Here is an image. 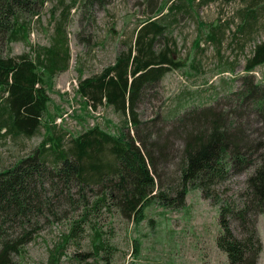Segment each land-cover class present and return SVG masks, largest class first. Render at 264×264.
I'll list each match as a JSON object with an SVG mask.
<instances>
[{"label": "trees", "instance_id": "obj_1", "mask_svg": "<svg viewBox=\"0 0 264 264\" xmlns=\"http://www.w3.org/2000/svg\"><path fill=\"white\" fill-rule=\"evenodd\" d=\"M48 1L0 0V140L30 139L41 134L31 155L0 172V264H22L24 248L39 228L37 224L31 225L30 217L40 212L36 186L46 175L67 188L76 186L84 191L98 187L101 197L92 204V211L110 201L133 223L143 220V210L150 202L165 209L181 208L187 191L199 190L204 200L219 208L220 234L216 246L226 255L228 264H258L262 243L256 217L264 215V163L256 165L252 158L254 149L264 148V141L253 147L234 122L210 107L176 112L173 119L178 126L174 130L184 134L178 179L161 188L155 155L164 156L166 142L159 146L147 145L139 136L133 140L128 126L139 125L137 106L144 96L143 90L169 71L194 67L199 62L197 55L205 51L201 44L212 46L221 54L229 25L201 21L196 12L208 4L244 3L235 13L239 22L232 37L241 51L248 43L253 44L244 57L242 70L243 80L253 78V72L264 66V39L250 41L249 35L264 20V0H162L152 16L139 22L133 38L112 65L91 77L78 72L74 97L79 111L109 108L121 118L120 125L105 121V128L94 125L75 133L57 125L56 120H61L64 113L61 107L50 111L49 92L54 79L68 70L71 60L64 19L55 21L47 46L32 45L29 41L32 21ZM87 1L90 0L83 3ZM186 14L195 18L196 37L192 57L179 61L173 59L166 44L161 46V39L167 40L172 24ZM17 43L29 52L11 55L12 45ZM230 71L233 69L222 67L218 74ZM257 81L256 88L263 93L254 88L245 98L256 94L255 110L264 119V72ZM251 166L256 167L247 179V196L240 205L234 207L213 197L216 187L230 174ZM231 221L237 224L238 235L232 230ZM82 222L85 221L71 225L56 254L62 255L69 241L78 236ZM92 244L94 254L105 248L97 231Z\"/></svg>", "mask_w": 264, "mask_h": 264}, {"label": "rangeland", "instance_id": "obj_2", "mask_svg": "<svg viewBox=\"0 0 264 264\" xmlns=\"http://www.w3.org/2000/svg\"><path fill=\"white\" fill-rule=\"evenodd\" d=\"M161 1L90 0L83 3V0H50L39 10V17L32 21L30 43L47 46L55 21L63 18L71 55L68 70L57 75L49 92L50 111L55 106L64 111L62 119L56 120L57 125L71 133L94 125L105 128V121L120 125L121 118L109 108L100 107L88 113L79 111L74 97L78 72H83V77H91L112 65L117 54L133 38L139 22L152 16ZM243 6L244 3L235 1L199 8L196 14L201 21L229 25L221 54H217L214 47L201 44L205 51L197 55L199 62L194 67L169 71L142 92L144 96L137 106L139 125L136 128L128 126V132L133 140L138 136L144 138L147 145L157 143L160 146L166 142L164 156L157 158L158 153L155 155L157 181L161 188L178 179L184 134L174 130L178 126L173 119L176 112L183 114L210 107L234 122L253 147L264 141V119L255 110L253 102L257 96L245 98L254 88L257 92L263 91L256 88L259 81L254 76L242 78L244 57L249 55L253 44L248 43L241 51L232 37L239 22L235 13ZM249 36L250 41L264 39V20L259 21ZM167 37V40L161 39V46L169 47L173 59L184 61L192 57L196 37L194 16L179 17ZM11 51V55H20L28 53L29 49L17 43L12 45ZM222 67L233 71L219 75ZM256 71L261 79L264 66ZM40 141L41 134L30 139L0 140V172L31 155ZM252 159L256 165L264 163V148L254 149ZM255 167L230 174L216 187L213 197L234 207L240 205L247 196L246 182ZM36 190L40 212L30 220L31 225L37 224L39 228L24 248L22 264H228L226 255L216 246L220 234L219 208L204 200L199 190L189 189L181 208L165 209L150 202L143 210V220L138 223L124 218L110 201L92 211V204L101 197V189L95 186L84 191L76 186L67 188L46 175L37 183ZM79 220L85 222L81 223L78 236L69 241L59 256L55 253L56 248L69 233L71 225ZM256 221L262 243L258 264H264V215L257 216ZM230 225L238 235L237 224L231 221ZM96 231L105 248L94 254L92 241Z\"/></svg>", "mask_w": 264, "mask_h": 264}, {"label": "built area", "instance_id": "obj_3", "mask_svg": "<svg viewBox=\"0 0 264 264\" xmlns=\"http://www.w3.org/2000/svg\"><path fill=\"white\" fill-rule=\"evenodd\" d=\"M253 76L255 77V79L260 80V73L258 71L253 73Z\"/></svg>", "mask_w": 264, "mask_h": 264}]
</instances>
